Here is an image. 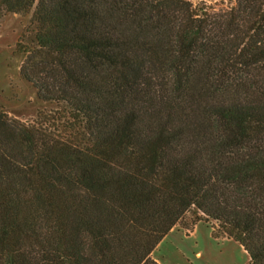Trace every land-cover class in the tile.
<instances>
[{
    "label": "trees",
    "instance_id": "16d2710c",
    "mask_svg": "<svg viewBox=\"0 0 264 264\" xmlns=\"http://www.w3.org/2000/svg\"><path fill=\"white\" fill-rule=\"evenodd\" d=\"M10 13L49 108H0V264H160L188 213L264 264V0H0Z\"/></svg>",
    "mask_w": 264,
    "mask_h": 264
},
{
    "label": "rangeland",
    "instance_id": "374dc122",
    "mask_svg": "<svg viewBox=\"0 0 264 264\" xmlns=\"http://www.w3.org/2000/svg\"><path fill=\"white\" fill-rule=\"evenodd\" d=\"M195 5L206 3L214 7H226L234 0H189ZM29 24L26 14L10 13L0 18V108L11 116L23 121H31L39 111L49 108L37 97L36 89L22 77L20 67L23 54L17 52L16 45ZM47 108V109H48ZM194 216L188 213L173 233L163 240L162 247L155 250L153 257L167 264H247L249 257L241 245L228 240L205 221L193 225ZM194 237H187L193 234ZM218 237H212L210 232ZM213 235V234H212ZM201 252V257L197 256ZM162 264V263H160Z\"/></svg>",
    "mask_w": 264,
    "mask_h": 264
},
{
    "label": "crops",
    "instance_id": "0c3cea01",
    "mask_svg": "<svg viewBox=\"0 0 264 264\" xmlns=\"http://www.w3.org/2000/svg\"><path fill=\"white\" fill-rule=\"evenodd\" d=\"M199 226H200V224L196 225V227H195V229H194V231H193V234H191V235H189V236H187V237H191V236L194 237V235L196 234V230H197V228H198ZM175 231H178V230H174V229H173L170 233H173V232H175ZM170 233H169V234H170ZM169 234H168V235H169ZM210 235L213 237V235H212L211 232H210ZM166 237H167V236H166ZM166 237H165V238H166ZM165 238H164V239H165ZM164 239H163V240H164ZM228 240H230V239H228ZM162 243H163V241L157 246V248H156L155 250H159V249L162 247ZM241 247H242V246H241ZM242 249L244 250L243 247H242ZM244 252H246V251L244 250ZM155 253H157V252H155ZM196 255L199 256V257L202 256V255H201V252H197ZM155 259H156L159 263L167 264V263H164L162 259L158 258L157 255H156V258H155Z\"/></svg>",
    "mask_w": 264,
    "mask_h": 264
}]
</instances>
